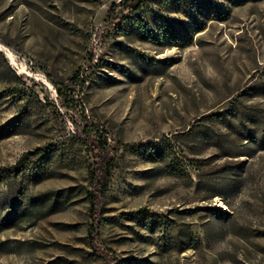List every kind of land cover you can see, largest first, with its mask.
<instances>
[{
    "label": "rangeland",
    "instance_id": "1",
    "mask_svg": "<svg viewBox=\"0 0 264 264\" xmlns=\"http://www.w3.org/2000/svg\"><path fill=\"white\" fill-rule=\"evenodd\" d=\"M118 1L0 0V264H264V0Z\"/></svg>",
    "mask_w": 264,
    "mask_h": 264
},
{
    "label": "trees",
    "instance_id": "2",
    "mask_svg": "<svg viewBox=\"0 0 264 264\" xmlns=\"http://www.w3.org/2000/svg\"><path fill=\"white\" fill-rule=\"evenodd\" d=\"M145 1L147 0H119L118 2L111 4L105 16V20L109 23H114L123 16L125 11H137ZM93 127L94 129H84L79 136L83 137L85 142L89 144L91 152L95 156V161H93L89 171V191L87 194L89 198V208L92 212L96 213L97 205L107 188L113 164V157L110 155L107 136L104 135L97 125H93ZM127 147L134 148L135 144H127ZM25 156V154L22 155L17 162L20 163ZM14 169L15 165L1 166L0 176L13 171ZM96 222L97 225L95 228L98 229L99 223L97 219Z\"/></svg>",
    "mask_w": 264,
    "mask_h": 264
},
{
    "label": "built area",
    "instance_id": "3",
    "mask_svg": "<svg viewBox=\"0 0 264 264\" xmlns=\"http://www.w3.org/2000/svg\"><path fill=\"white\" fill-rule=\"evenodd\" d=\"M25 67L29 72H32L34 63L32 60L25 61Z\"/></svg>",
    "mask_w": 264,
    "mask_h": 264
}]
</instances>
